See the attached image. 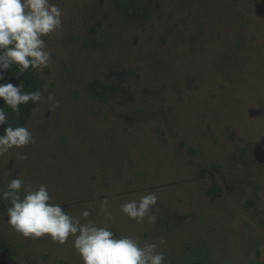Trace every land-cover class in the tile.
I'll list each match as a JSON object with an SVG mask.
<instances>
[{"label":"rangeland","instance_id":"obj_1","mask_svg":"<svg viewBox=\"0 0 264 264\" xmlns=\"http://www.w3.org/2000/svg\"><path fill=\"white\" fill-rule=\"evenodd\" d=\"M51 2L62 28L42 37L52 58L34 69L35 143L0 156V190L44 183L49 203L156 242L165 264H264V0H137L131 16L124 0ZM94 79L117 90L97 99ZM148 191L155 223L120 211ZM4 218L19 264H82L73 237L25 238Z\"/></svg>","mask_w":264,"mask_h":264},{"label":"clouds","instance_id":"obj_2","mask_svg":"<svg viewBox=\"0 0 264 264\" xmlns=\"http://www.w3.org/2000/svg\"><path fill=\"white\" fill-rule=\"evenodd\" d=\"M62 11L51 0H0V81L14 64L19 72L29 68L42 71L48 67L52 53L42 37L58 32L62 28ZM40 91H22L20 84L0 83V100L19 114L20 105L29 101L39 102ZM49 100L55 101L52 96ZM58 106L59 102L55 101ZM7 113L0 107V156L11 149L35 143L26 126L8 124ZM7 125V126H5ZM19 159L26 156L17 153ZM0 199L9 202L6 222L25 238L38 239L47 235L51 241L65 244L73 237L72 246L82 264H165V254L158 251L156 242L141 244L129 235L116 237L107 226H97L88 221L90 213L84 209L80 217L70 216L61 204L49 203L50 193L46 184L37 187L25 186L20 178H11L6 189L0 190ZM158 202L155 192L148 191L138 199L120 205V211L130 220L143 223L145 217L155 223L156 216L150 209ZM107 200L100 211L105 214V225L112 219L107 212ZM87 222L82 223L81 219ZM160 243H164L161 238Z\"/></svg>","mask_w":264,"mask_h":264},{"label":"trees","instance_id":"obj_3","mask_svg":"<svg viewBox=\"0 0 264 264\" xmlns=\"http://www.w3.org/2000/svg\"><path fill=\"white\" fill-rule=\"evenodd\" d=\"M124 4L126 8H124V12L127 16L138 15V9L140 5L137 3V0H124ZM129 75L128 71L121 70H109L107 76L109 79L116 80L122 82ZM12 82L13 84H20L22 86V91L31 92V91H39L43 82L38 79L34 74V69L29 68L28 71L21 73L18 70V67L14 64L8 71L5 72V79L0 81V83ZM116 87L112 85L105 84L100 79H94L88 85V91L97 99H103L106 94L114 93L116 91ZM38 104V102L29 101L27 104L20 105L19 114L12 111V109L3 105V101L0 100V107H3L5 112L7 113V122L8 124L15 126H26L30 121L34 107ZM7 126V125H5ZM0 132H3V128L0 127ZM248 205H252V202H249ZM10 204L6 200L0 199V211L1 213L6 214V208L9 207ZM0 251L12 257L15 260V248L8 244L6 240L3 238L2 232L0 230ZM193 264H211L207 261H199Z\"/></svg>","mask_w":264,"mask_h":264},{"label":"water","instance_id":"obj_4","mask_svg":"<svg viewBox=\"0 0 264 264\" xmlns=\"http://www.w3.org/2000/svg\"><path fill=\"white\" fill-rule=\"evenodd\" d=\"M0 264H19L12 257L0 251Z\"/></svg>","mask_w":264,"mask_h":264}]
</instances>
